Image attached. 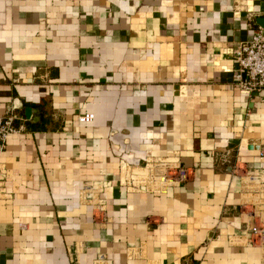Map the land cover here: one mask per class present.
Masks as SVG:
<instances>
[{"label": "crops", "instance_id": "obj_1", "mask_svg": "<svg viewBox=\"0 0 264 264\" xmlns=\"http://www.w3.org/2000/svg\"><path fill=\"white\" fill-rule=\"evenodd\" d=\"M259 31L264 0H0V264H264Z\"/></svg>", "mask_w": 264, "mask_h": 264}, {"label": "built area", "instance_id": "obj_2", "mask_svg": "<svg viewBox=\"0 0 264 264\" xmlns=\"http://www.w3.org/2000/svg\"><path fill=\"white\" fill-rule=\"evenodd\" d=\"M234 60L237 65L236 85L242 93L251 96L264 91V33L256 32L250 40L240 42L235 50ZM15 120L12 115L0 118V153L4 151L10 135L24 130L15 127ZM79 121L90 123L94 121V115H81ZM262 156L264 157V153ZM232 172L240 174V165H235ZM147 176L155 185L179 184L188 181L191 172L183 166L156 163L148 168ZM253 235L264 236V227H255Z\"/></svg>", "mask_w": 264, "mask_h": 264}, {"label": "rangeland", "instance_id": "obj_3", "mask_svg": "<svg viewBox=\"0 0 264 264\" xmlns=\"http://www.w3.org/2000/svg\"><path fill=\"white\" fill-rule=\"evenodd\" d=\"M143 173H148L147 171H144Z\"/></svg>", "mask_w": 264, "mask_h": 264}]
</instances>
